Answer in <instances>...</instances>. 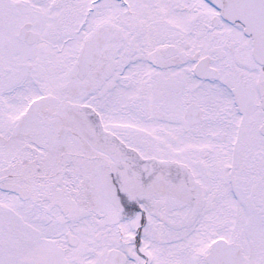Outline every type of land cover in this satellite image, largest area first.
Listing matches in <instances>:
<instances>
[{"label": "snow or ice", "instance_id": "snow-or-ice-1", "mask_svg": "<svg viewBox=\"0 0 264 264\" xmlns=\"http://www.w3.org/2000/svg\"><path fill=\"white\" fill-rule=\"evenodd\" d=\"M0 264H264V0H0Z\"/></svg>", "mask_w": 264, "mask_h": 264}]
</instances>
